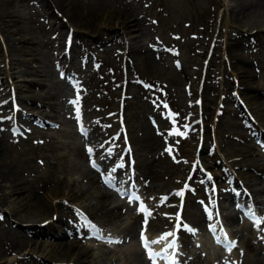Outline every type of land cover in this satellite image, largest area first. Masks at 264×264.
I'll return each mask as SVG.
<instances>
[{
	"label": "rangeland",
	"instance_id": "rangeland-1",
	"mask_svg": "<svg viewBox=\"0 0 264 264\" xmlns=\"http://www.w3.org/2000/svg\"><path fill=\"white\" fill-rule=\"evenodd\" d=\"M46 1L54 4L56 8L53 5L51 7V4H45L44 0H0V84H4L3 86L0 85V111L6 110L8 114L14 112L13 109L9 108L10 101L4 105L2 102L7 98L9 91L11 92L10 97H12V92L15 91L14 83L19 84V81H21V85H23L22 80L34 78L35 83L42 82L40 87L32 85V89L35 91L38 89H43L48 93L59 91L57 99L49 98L43 100V102L53 104L60 101L63 102L65 108L63 110L56 108L59 111H56V113L54 110L43 108L42 105L29 109L28 107L31 106L28 105V102L24 104L16 99V108H20L18 111L22 112L21 115L27 119L26 124L28 126L25 124L26 127L23 131L12 133L9 130V123H6L10 119L7 118L6 122H1L0 119V123H2L0 124V135L8 143L17 142L15 145L14 142L12 143L13 148L9 147L6 154L15 158L23 152L20 155H23L22 163L29 170L28 177L29 175L34 177L36 175L42 176L44 173V175L48 174L46 172L48 163L51 168L52 164L53 167H56L54 168L55 176L69 173L70 177L77 179L74 189L80 186L85 191V196L82 199L68 201L65 204L67 210L71 212L70 215L72 211L78 208L77 212L81 216L80 220H82L80 225L83 226L84 230H75L71 233V236L78 238L77 243L82 242L86 247H93L91 252L95 253L93 255L95 264H120L119 257L121 256L118 252H120L119 250L122 252L126 244L132 240L136 242L135 234L139 230L140 220L138 216L135 224L132 223L133 215L128 208L132 209L133 206L124 202L123 199L117 198L116 195L114 196L109 188L111 187L110 184H101V179L98 181L101 189L106 193H111L116 198L115 201L111 200V203H121L126 212H124L120 221L115 224L107 216L98 217L95 203L96 193L90 188V182H87L88 175L94 174L97 179V173H100L105 175V180L109 179L116 186H135L146 197L149 204L153 203L154 213L147 225L151 235L159 229L166 230L170 226V221L165 219L164 215L173 213L178 202L177 194V198L170 197L173 194L171 191L180 190L185 186L186 176L189 177L191 173V170L189 171L190 162L195 163V173L199 177L195 178V187L186 192L184 196L182 212L185 223L195 225L201 231L205 220L201 217L200 209L202 205L205 206L208 203L209 194L207 183L204 184V178L199 169H207L214 175L217 185L219 183L223 188L221 191L222 196H226L225 192H229L232 188L230 184L236 186L237 182H239L240 187H243L241 181L248 188L256 187L257 171L253 167L255 165L250 164L252 158H256V156L254 154H252V158L245 156L244 148L246 142H248H245V138L248 134L242 126V120L237 116L239 112L237 111L235 115L233 112L230 113L228 109H218L217 102L221 100L223 95V99H227L226 95L231 91L234 97L238 96L239 100L243 99L245 93L255 95L264 105V68L262 69L264 65V17L260 16L261 13L257 8V2L261 3L259 0L253 2L252 0H244L247 5L252 4V6H255L251 8L253 11L249 10L250 8L242 9L241 15L233 14L231 10L235 8L234 5L237 1L243 0ZM111 10L118 11L117 13L128 19L131 13L136 14L139 20L142 21V32L137 37V41H133V44H130L127 39L129 35H132V32L127 34L120 25L109 24L111 26L106 29L102 27L103 24L108 23L103 22V16L108 15ZM52 23H61L62 25L55 29ZM108 36L110 37L108 38ZM101 39L103 42H100ZM23 40H25V43L22 42ZM217 40H222L224 44L229 43L231 46H227L228 48L223 47ZM233 44L235 45L233 46ZM130 45H138L139 52L144 54L143 57L142 54L140 56L136 54L138 51L133 54L130 53ZM24 49L32 54V60L30 55L22 53ZM146 50L157 55V67L154 68L157 72L145 70L144 56ZM198 50H201L200 53L197 52ZM63 57H67V60H63ZM67 65L71 68H68ZM237 68H244L252 75V83L249 87H246L247 90L244 89V84H238V81H235L234 75L237 73ZM34 69L41 73L36 76L21 73L22 71L28 73ZM79 72L80 74H78ZM68 73L73 76L79 75V78L73 82L74 84L67 83V87L59 89L50 86L57 77H62ZM44 77L45 80L42 81ZM12 88L13 90H11ZM252 88H258L259 91L257 92L258 89L254 91ZM19 91L21 94L18 95L19 97L22 96L25 100L29 98L23 87ZM235 92H239L241 96L237 93L236 95ZM70 95L74 101L72 107L75 105L81 106L80 109L83 114V116L81 114V117L84 126H88V130L92 127L97 131V136L102 144L109 137L114 140L115 137L120 138L121 134L125 136L127 134L132 151L131 158L134 162L131 167L126 163L123 165L125 168L122 166L123 168L118 171L111 169L112 167L108 170L102 164H99L97 169H101V172L92 169L89 162L91 159L96 160V157L90 156L83 150L86 146L90 148L92 142L87 139L84 141V136L80 137L75 131L71 116L73 108L71 109L65 100V97ZM232 95L231 99L228 100V98L226 102V105L230 103L231 107L234 100ZM25 105L26 108H22ZM35 112H41L47 116V124H42L43 128L33 124L32 117L41 116ZM62 112L65 115H62ZM57 113L62 117L58 118L63 122L62 127L68 129L66 135H60L59 129H56V121L54 123V119H48L51 115H58ZM256 116L259 120L260 116ZM263 117H261L262 121L259 120L261 123L259 128L264 132ZM201 122L204 124L205 134L208 135V137L205 136L204 147L200 139L201 133H203ZM88 130L86 135L90 134ZM11 133L18 135L12 137ZM191 134H194V137L191 138ZM242 135L244 137H240ZM56 140L60 141L59 147H62L60 152L65 153L69 160L76 158L73 147L78 144L82 155L86 154L84 159L77 165L81 170L79 176L76 172H69L67 167L61 173L60 170L64 162L57 163L55 157L51 158L49 162L46 158H43L44 155L47 158L51 156L43 148H46V145L51 147V144ZM54 145H58V143ZM101 145L99 150L104 152L106 147L102 149ZM207 147L210 150L214 149L213 156L208 154ZM254 147L255 149L254 151L251 150V153L257 152L255 145ZM121 148L122 145L118 146L117 142L116 144H110L108 149V152L116 156L117 164L122 160ZM196 155L199 157L194 162ZM159 156V162L165 161L164 165L161 164L162 168L154 165ZM71 163L73 162H69L68 165ZM147 165H150L149 171L146 170ZM152 166L153 168H151ZM154 168H158V171ZM156 172L161 175L158 177L160 179L154 181L151 174ZM223 173H225V176L221 177ZM245 175H248V177ZM254 177L257 179L256 181L253 179ZM260 186L262 190L259 195L264 194V184ZM86 187L87 189H85ZM195 194L200 195L195 196ZM257 199H260L258 194ZM230 204L231 200L225 201L223 205L227 207ZM8 206L0 205L1 219L7 220ZM89 215H93V220L88 219ZM199 218L201 219V225L196 222V219ZM8 223L19 231H22V227L29 226L26 221L18 222L9 219ZM124 224H127L128 230L125 229V231L119 233L121 243L113 244L112 240L96 237L91 231L92 226L94 230L101 233L109 232L112 229L117 231ZM129 230L133 231L131 236H129ZM237 237L240 239H238L239 251L237 256V260H239L240 255L244 252V247L240 242V236ZM252 237L255 240L253 233ZM38 238L49 240L45 236H38ZM7 239L0 223V258L2 257V260L8 259L7 261H9V259L15 258L17 255H24L28 251L27 248H22L18 254L1 253L2 248L5 249V244L8 243ZM54 239L63 241L61 238ZM253 239H249V241L254 242ZM185 241L183 245L187 248L189 247V241ZM2 242L5 243L2 244ZM135 242L132 243V248L137 250ZM197 251L199 252V250ZM198 252L196 254L201 251ZM135 257H139V252L135 253ZM226 257H228V254H226ZM37 259L45 264L43 259ZM138 259H141V257ZM230 260L232 261L231 264L236 263L235 257L230 258Z\"/></svg>",
	"mask_w": 264,
	"mask_h": 264
},
{
	"label": "bare ground",
	"instance_id": "bare-ground-1",
	"mask_svg": "<svg viewBox=\"0 0 264 264\" xmlns=\"http://www.w3.org/2000/svg\"><path fill=\"white\" fill-rule=\"evenodd\" d=\"M226 1V0H224ZM254 0H252L253 2ZM261 3L257 2V8L260 11V16L264 17V0H259ZM45 4L50 5L51 2L44 0ZM247 3V2H246ZM244 0L243 1H237L236 4L234 5L235 8H233L231 11L233 14L235 13L236 15H241L242 9H249L252 10L251 8L254 7L251 5H247ZM227 4V2H226ZM230 4V3H229ZM54 6V4H51ZM226 6V5H225ZM228 6V5H227ZM226 6V7H227ZM55 7V6H54ZM225 7V8H226ZM56 8V7H55ZM253 11V10H252ZM118 12V11H117ZM116 10H111L109 11L108 15L103 16V22H108L107 24H103L102 26L104 29L107 27L111 26L109 24H118L121 26L123 31H125L129 35L127 38L130 41V44H133V41H137V37L140 36L142 32V21L139 20L138 16L136 14H132L128 18H124V16L120 13H117ZM227 12V11H226ZM245 12V11H244ZM134 13V12H133ZM229 13V12H228ZM232 14V15H233ZM258 14V15H259ZM55 29H58L62 24H53ZM56 32V31H55ZM145 32V30H144ZM98 35V34H97ZM114 35V34H113ZM146 35V34H145ZM105 36V35H104ZM128 36V35H127ZM110 36H108L109 38ZM101 38H103L101 36ZM104 39V38H103ZM107 39V38H106ZM139 39V38H138ZM102 40V39H101ZM98 41V40H97ZM127 41V40H126ZM141 41V40H140ZM221 46L223 47H230L231 44L226 43L224 44L222 40H217ZM22 42L25 43V40ZM28 42V41H27ZM96 42V41H95ZM100 42H103L100 41ZM235 44H233L234 46ZM131 46V45H130ZM138 46V45H137ZM131 46L129 52L130 53H136L138 51V54L143 53L139 52V47ZM89 47V45H88ZM126 47V46H125ZM215 47V46H214ZM218 47V46H217ZM227 47V48H228ZM25 48V47H24ZM129 48V47H128ZM156 48V47H154ZM219 48V47H218ZM221 48V47H220ZM2 50V49H1ZM102 50V49H101ZM126 50V49H125ZM121 51V50H120ZM153 51V50H152ZM201 50H198L199 52ZM144 52V51H143ZM146 55L144 56V66L145 70L153 72L155 71L154 68L157 64V55L155 56L152 52L146 50ZM23 54L25 55H30V58L32 60V54L24 49L22 51ZM112 53V52H110ZM160 53V51H159ZM200 53V52H199ZM197 53V54H199ZM218 53V52H217ZM123 54V53H122ZM125 54V53H124ZM129 55V54H128ZM67 57H63V60H67ZM83 58V57H82ZM61 59V60H62ZM140 59V58H139ZM27 61V60H26ZM17 62V61H16ZM25 62V61H23ZM28 62V61H27ZM55 62V61H54ZM120 63V61H119ZM130 63V62H129ZM3 65V64H2ZM13 65V64H12ZM57 65V64H56ZM34 66V65H33ZM26 67V66H25ZM37 67V66H36ZM68 68H71L70 66L67 65ZM118 67V66H117ZM116 67V68H117ZM157 67V66H156ZM29 68V67H28ZM57 68V67H56ZM72 69H77V68H72ZM237 68L236 75L235 76V81H238V84H244V89L246 87H249L252 83V75L249 74L247 70L244 68L239 69ZM28 70V69H27ZM80 70V69H79ZM38 70L34 69L33 71H29L28 73H24L26 71H22L21 73L27 74V75H39L41 72H37ZM40 71V70H39ZM52 71V70H51ZM59 71V70H58ZM75 71V70H74ZM1 72V71H0ZM157 72V71H155ZM75 73V72H74ZM80 74V72L78 73ZM73 76L66 74L62 77H57L55 79V82L52 83L50 86L55 89L56 88H65L67 87V83H73L75 82L76 79L79 78V75ZM43 75V74H42ZM41 75V76H42ZM131 75V74H130ZM73 76V77H72ZM135 77V76H134ZM144 77V76H142ZM52 79V78H51ZM138 79V78H137ZM45 80V77L42 79V81ZM81 80V79H80ZM129 80V79H128ZM132 80V79H131ZM7 81V80H6ZM24 82L23 85H21V81H19V84L14 83V96L16 99H18V102L20 103H26L28 102L31 107H28L29 109H34L33 107L37 108L38 106H43V108L51 109L52 111L56 113L59 112L56 110V108L63 110L65 108V105L62 104L60 101L58 103H53L51 104L48 102H43V100H48L49 98H54L57 99L59 96V91L54 92V93H48V91H43V89H38L35 91L32 89V85H40L42 82L38 81V83H35V78L30 79V80H22ZM37 82V81H36ZM120 82V81H119ZM145 82V81H144ZM12 83V82H11ZM46 84V83H45ZM48 84V83H47ZM74 84V83H73ZM3 86L4 84H0ZM13 85V84H12ZM72 85V84H71ZM81 85V84H80ZM128 85V84H127ZM263 85V84H262ZM43 86V85H42ZM70 86V85H69ZM242 86V85H241ZM12 87V86H11ZM23 87L26 93L28 94L26 98L23 99L22 96L19 97L18 95L20 94V88ZM81 87V86H80ZM2 88V87H1ZM77 88V87H76ZM120 88V87H119ZM75 89V88H74ZM81 89V88H79ZM77 89V90H79ZM57 90V89H56ZM71 90V89H70ZM62 91V90H61ZM65 91V89H64ZM85 91V90H84ZM6 92V91H5ZM73 92V91H72ZM76 92V91H75ZM241 92V91H240ZM4 93V92H3ZM9 93V92H8ZM11 93V92H10ZM77 93V92H76ZM86 94V93H85ZM120 94V93H119ZM123 94V93H122ZM244 94V92H243ZM9 95V94H8ZM21 95V94H20ZM65 95V94H64ZM68 95V94H67ZM80 95V93H79ZM78 95V96H79ZM87 95V94H86ZM11 96V95H10ZM63 96V95H62ZM71 96V95H70ZM204 96V95H203ZM241 96V95H240ZM7 97V96H6ZM75 98V97H74ZM120 98V97H119ZM127 99V98H126ZM16 101V100H15ZM42 101V103H41ZM62 101V100H61ZM74 102V101H73ZM243 102L246 105H253L251 109L255 113V115L260 116L259 120L262 121L261 117L264 116V105L255 95H251L249 93H245L243 97ZM19 103V104H20ZM4 105V104H3ZM22 106V105H21ZM20 106V107H21ZM81 107V106H80ZM10 108V107H9ZM22 108H26V105ZM8 109V108H7ZM20 109V108H19ZM10 110V109H9ZM69 110V109H68ZM71 110V109H70ZM73 110V109H72ZM43 111V110H40ZM67 111V110H66ZM231 112V110H229ZM34 112V111H33ZM65 112V111H64ZM64 112H62V115ZM22 113V112H21ZM19 112L17 114V121L20 124H25L27 122V119L23 117ZM38 115H41L42 118H46L47 116L44 115L41 112H35ZM87 113V112H86ZM26 114V113H25ZM58 115H51L48 117V119H54V122L58 123L60 127L56 128L57 130L59 129L60 135H66L68 129L63 128V122L58 118L60 117L59 113ZM61 115V116H62ZM71 115V114H67ZM66 115V116H67ZM83 115V114H82ZM72 116V115H71ZM205 116V115H204ZM40 117V116H39ZM33 120L35 121H40V119L37 116L32 117ZM62 118V117H60ZM264 118V117H263ZM69 119V118H68ZM88 119V118H87ZM207 119V118H206ZM1 120V121H5ZM65 120V119H64ZM53 121V120H52ZM70 121V120H69ZM204 121V120H203ZM264 121V119H263ZM8 122V121H7ZM73 122V121H72ZM2 124V123H0ZM66 124V123H65ZM89 124V123H88ZM197 124V123H196ZM206 124V123H205ZM27 125V124H26ZM28 126V125H27ZM197 126V125H196ZM195 126V127H196ZM7 127V126H6ZM88 127V126H87ZM199 127V126H197ZM196 127V129H197ZM5 128V127H4ZM202 128V127H201ZM207 128V126H206ZM263 128V127H262ZM21 129H24V125H21ZM50 129V128H49ZM96 129V128H95ZM194 129V128H193ZM192 129V130H193ZM264 129V128H263ZM34 131V130H33ZM48 131V130H47ZM90 131V134L86 135L84 138L87 140H90L92 142L91 146V154L92 156L96 157V161L98 164H102L104 168H109L113 164V159H114V154H110L108 152H101L99 150V146L102 144V142L99 141L98 132L95 131L94 129H89L88 132ZM194 131V130H193ZM21 132V131H20ZM53 132V131H52ZM70 132V131H69ZM100 132V131H99ZM51 133V132H50ZM102 133V132H101ZM200 133V132H199ZM47 134V133H46ZM52 134V133H51ZM196 134V133H195ZM48 135V134H47ZM75 135V134H74ZM198 135V134H197ZM196 135V136H197ZM207 134H205L206 136ZM50 136V135H49ZM46 136V137H49ZM66 137V136H65ZM70 137V136H68ZM81 137V136H80ZM148 137V136H147ZM208 137V135H207ZM206 137V138H207ZM58 138V137H57ZM106 138V137H105ZM117 138V137H116ZM32 139V138H31ZM54 139V138H53ZM59 139V138H58ZM69 139V138H68ZM115 139V138H114ZM194 139V138H193ZM201 139V138H200ZM14 140V139H13ZM34 140V139H33ZM27 141V140H25ZM24 141V142H25ZM63 141V140H62ZM149 141V140H148ZM198 141V140H197ZM14 142V141H13ZM12 142V143H13ZM54 142V141H53ZM70 142V141H69ZM87 142V141H86ZM100 142V143H99ZM156 142V141H155ZM12 143H8L6 139L3 138V136L0 135V205H9V212L7 215V220L9 219L16 220L18 222L26 221L29 226L22 227V231H19L15 228H13L11 225H9L8 221L5 219H1L0 217V223L2 224L3 231L7 236V244H5V249L2 248L1 253H8L9 255L15 254V253H20L22 248H27L28 251L24 253V255H17L15 258L7 260H2V257L0 258V264H44L38 261L37 258H41L45 261V264H95L94 262V254L92 253L91 250L93 249L92 246L86 247L84 243L78 242L75 237L76 236H71L75 230L78 229H83V226H81L78 222L81 219V216L79 213L76 211L74 214L72 213L70 215V211L67 210L66 204L68 201H75L78 199H82L85 196V191L80 187L77 186L76 189H74L75 181L77 179L75 177H70L69 173L68 174H62V176H55V166L52 168L50 165L47 163V168L46 172L48 174L46 175H40V176H31L27 175L28 173V168L23 165L22 159L23 155L18 154L15 158H12L11 156H8L6 154V151H8L9 147L13 148ZM17 143V142H16ZM14 142V145L16 144ZM23 143V142H22ZM36 143V142H35ZM52 143V142H51ZM55 143H58V145H54ZM60 141H55L54 143L51 144V147L46 145V148H43L45 152H48L51 154V156H48V158L44 155L43 158L47 159V162L51 158L56 159L57 163L59 162H64L62 163V168L60 172H64V168L67 167V170L69 172H76L79 173L81 170H79V162L84 159L85 155H82V153L79 151L78 145L73 147L74 155H76V158L74 157L73 159L69 160V157L65 153H61L60 149L62 147H59ZM64 143V142H63ZM80 143V141H79ZM83 143V142H82ZM88 143V142H87ZM158 143V142H157ZM195 143V142H194ZM19 144V143H18ZM62 144V143H61ZM76 144V143H75ZM89 144V143H88ZM91 144V143H90ZM108 144V142H103L101 145L102 149ZM20 145V144H19ZM25 145V143H24ZM150 145V144H149ZM155 145V144H154ZM197 145V144H196ZM21 146V145H20ZM80 146V145H79ZM110 146V145H109ZM108 146V147H109ZM203 146V144H202ZM206 146V145H205ZM196 148V147H195ZM208 148V147H207ZM84 150V149H83ZM113 150V149H112ZM13 151V150H12ZM62 151V150H61ZM72 151V150H71ZM203 151V150H202ZM67 152V151H66ZM83 152V151H82ZM113 152V151H112ZM205 152V151H204ZM208 152V151H207ZM15 153V152H14ZM135 153V152H134ZM155 153V152H154ZM206 153V152H205ZM27 154V153H26ZM70 154V153H69ZM72 154V153H71ZM47 155V154H46ZM98 155V158H97ZM117 155V154H116ZM39 156V155H38ZM37 156V157H38ZM149 156V155H147ZM191 156V155H190ZM31 157V156H30ZM41 157V156H40ZM116 157V156H115ZM27 158V157H26ZM25 158V159H26ZM166 158V157H165ZM186 158V157H185ZM191 158V157H190ZM28 159V158H27ZM41 159V158H40ZM150 159V158H149ZM159 158L155 160V164L157 167H161V164H165L164 162H159ZM192 159V158H191ZM218 159V158H217ZM251 159V158H250ZM249 159V160H250ZM201 160V159H200ZM207 160V159H206ZM264 160V159H263ZM236 161V160H235ZM37 162V160H36ZM69 162H73L70 165ZM88 162V161H87ZM183 162V161H182ZM219 162V161H218ZM233 162V161H232ZM27 163V162H25ZM123 163V160L120 164ZM191 163V162H190ZM35 164V163H34ZM44 164V163H43ZM83 164V162H82ZM119 164V165H120ZM42 164L40 163V166ZM117 166V169L119 170L122 166ZM59 166V165H58ZM85 166V165H84ZM83 166V167H84ZM184 166V165H183ZM231 166V165H230ZM124 167V166H123ZM122 167V168H123ZM235 167V166H234ZM243 167V166H242ZM33 168V167H32ZM51 168V169H50ZM91 168V167H90ZM88 168V169H90ZM125 168V167H124ZM150 165L146 166V170L149 171ZM153 168V166L151 167ZM162 168V167H161ZM199 168V167H198ZM237 168V167H236ZM93 169V168H92ZM116 169V170H117ZM155 169V168H154ZM42 170V169H41ZM86 170V169H85ZM109 170V169H108ZM152 170V169H151ZM158 171V168L155 169ZM200 170V169H199ZM255 170V169H254ZM262 171H264V166L261 168ZM33 171V169H32ZM56 171H58L56 169ZM102 171V170H101ZM100 171V172H101ZM111 171V170H110ZM123 171V170H122ZM190 171V170H189ZM36 172H38L36 170ZM67 172V171H66ZM118 172V171H117ZM155 172V171H154ZM160 172V171H159ZM82 173V172H81ZM89 173V172H88ZM91 173V172H90ZM96 173V172H95ZM41 174V173H40ZM50 174V175H49ZM106 174V173H105ZM108 174V172H107ZM180 174V172H179ZM178 174V176H179ZM122 175V174H121ZM120 175V176H121ZM161 174H158L156 172L155 174H151L153 180H158L160 178ZM69 176V177H68ZM105 175H103L104 177ZM119 176V177H120ZM248 177V175H245ZM251 176V175H250ZM81 177V176H80ZM87 177V176H86ZM149 177V176H148ZM243 177V176H242ZM129 178V177H128ZM151 178V177H150ZM181 178V177H180ZM242 179V178H241ZM255 181L257 180L255 177L253 178ZM130 180V179H129ZM151 181V180H150ZM181 181V180H180ZM87 182H90V188L95 191V203H96V210H97V215L98 217H104L107 216L110 220H112V223L115 224L120 221L122 215L124 214V208L122 207L121 204H113L111 203V200H114V197L110 193L104 192L99 183H98V178H95V175H88L87 177ZM86 183V182H85ZM247 183V182H246ZM259 183V181H258ZM78 184V183H76ZM102 184V182H101ZM196 184V182H195ZM245 184V183H244ZM79 185V184H78ZM149 186V185H147ZM146 186V187H147ZM179 186V185H178ZM87 189V187L85 188ZM148 189V188H147ZM175 189V188H174ZM204 190V188H203ZM262 190V189H261ZM88 192V191H87ZM258 192V189H254V193L256 194ZM168 194V193H167ZM87 195V194H86ZM207 195V194H206ZM177 196V195H176ZM230 196V195H229ZM261 196V195H260ZM92 197V196H91ZM171 197V196H170ZM207 197V196H206ZM177 198V197H176ZM192 198V197H191ZM194 198V197H193ZM206 199V198H205ZM223 199L230 200V197H223ZM93 201V200H92ZM117 201V200H116ZM191 201V200H190ZM161 202V201H160ZM170 202V201H169ZM185 202V201H184ZM187 202V201H186ZM260 203V201L256 202ZM159 204V203H158ZM70 205V204H68ZM153 205V204H152ZM167 205V204H166ZM130 206V205H129ZM170 206V205H169ZM224 206V205H223ZM167 208V207H166ZM172 209V208H171ZM78 210V208L76 209ZM173 210V209H172ZM164 211V210H163ZM183 211V210H182ZM126 212V211H125ZM131 215V214H130ZM198 215V214H197ZM79 216V217H78ZM133 221L132 223L135 224L137 215L134 213L133 215ZM165 216V215H164ZM89 218L92 219L93 215H89ZM226 219L232 220V216L229 214L225 215ZM152 219V218H151ZM166 219V218H165ZM195 219V218H194ZM158 220V219H157ZM187 220V219H186ZM151 221V220H150ZM156 221V220H155ZM45 222V223H44ZM152 222V221H151ZM163 222V221H162ZM16 223V222H15ZM44 223V224H43ZM76 223V224H74ZM122 223V222H121ZM120 223V224H121ZM138 223V222H137ZM163 224V223H162ZM166 224V223H165ZM39 225V226H36ZM127 224H124V226H120L121 228L119 230L112 229L111 234L114 235L112 237H115L119 233L125 231V229L128 230L126 227ZM159 225V224H158ZM132 226V225H131ZM134 226V225H133ZM139 226V225H138ZM156 226V225H155ZM163 226V225H162ZM195 226V225H194ZM136 228V227H135ZM152 229V228H151ZM245 231H248L246 227L243 228ZM84 230V229H83ZM130 235H132L133 231L129 230ZM135 234V233H134ZM239 234L241 236V242L242 244L246 247V254L243 256L242 264H264V261L261 258V252H262V246L258 245H251L248 243L247 238L242 236V232L239 231ZM129 235V236H130ZM136 235V234H135ZM35 238H32V237ZM38 236H45L49 240H45V238H38ZM69 236V237H68ZM68 237V238H65ZM78 237V236H77ZM54 238H61L63 241H57ZM81 238V237H80ZM239 239V238H238ZM250 239V238H249ZM240 240V239H239ZM83 241V240H82ZM186 242V241H185ZM188 242V241H187ZM5 242H2L4 244ZM254 243V242H253ZM174 248V247H173ZM243 248V247H242ZM137 249V247H136ZM243 250V249H242ZM121 251V250H119ZM137 251V250H136ZM134 249L133 250H127L124 253H118L121 255L119 257L120 259V264H146L144 258H140V255L138 258L135 257V253L137 254ZM198 252V251H197ZM196 252V253H197ZM200 252V251H199ZM243 253V252H242ZM7 254V255H8ZM117 254V255H118ZM212 254L206 255L204 258L201 259H196L195 261H198L199 263H192V264H206L208 263L212 258ZM14 256V255H13ZM235 257V256H234ZM238 258V257H237ZM234 260V259H233ZM234 264V263H233Z\"/></svg>",
	"mask_w": 264,
	"mask_h": 264
},
{
	"label": "snow or ice",
	"instance_id": "snow-or-ice-1",
	"mask_svg": "<svg viewBox=\"0 0 264 264\" xmlns=\"http://www.w3.org/2000/svg\"><path fill=\"white\" fill-rule=\"evenodd\" d=\"M180 195H182V193H180ZM129 202H131V200ZM261 222H264V220H255L254 221V224L258 227ZM168 235H171V234L165 235L164 237H162V239H167L168 238ZM141 241H142V244H143V246L145 247V249L147 251V249H148V243L149 242L146 241V238H145L143 232L141 233ZM158 242L159 241H151V243H158ZM232 246H234V245H232ZM169 247H175V243L174 242L171 243L169 245ZM154 255L155 254L149 253V259H153ZM154 264H155V262H154ZM168 264H175V262L174 261H169Z\"/></svg>",
	"mask_w": 264,
	"mask_h": 264
}]
</instances>
